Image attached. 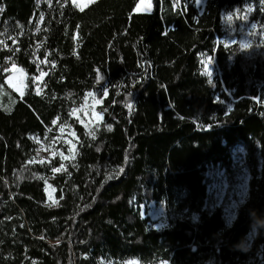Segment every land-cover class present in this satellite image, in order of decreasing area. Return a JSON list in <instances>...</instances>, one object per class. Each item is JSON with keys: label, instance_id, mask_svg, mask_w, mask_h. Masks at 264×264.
I'll use <instances>...</instances> for the list:
<instances>
[{"label": "trees", "instance_id": "obj_1", "mask_svg": "<svg viewBox=\"0 0 264 264\" xmlns=\"http://www.w3.org/2000/svg\"><path fill=\"white\" fill-rule=\"evenodd\" d=\"M197 1L153 0L146 14L140 0H0V264H264V45L219 41L223 15L249 2L263 25L264 0ZM13 61L23 96L5 82ZM89 93L104 114L90 131L73 114ZM64 125L78 138L65 170L31 163V137ZM215 169L231 187L249 176L231 224L208 207ZM153 202L165 228L142 212Z\"/></svg>", "mask_w": 264, "mask_h": 264}, {"label": "rangeland", "instance_id": "obj_2", "mask_svg": "<svg viewBox=\"0 0 264 264\" xmlns=\"http://www.w3.org/2000/svg\"><path fill=\"white\" fill-rule=\"evenodd\" d=\"M44 0H39V4ZM50 1V0H45ZM95 0H72V3L80 9H84L90 3ZM176 1V6L178 0ZM206 4V0L197 1V6L203 10ZM251 8L252 11L248 12L247 9ZM154 10L153 0H140L135 13H152ZM255 10V6L249 2L242 9L234 13H225L223 15V37L219 39L226 47L238 46L241 53L250 54L257 47L264 45V24L259 25L258 20L252 19V14ZM233 16L231 22L227 21L228 15ZM247 17V19H244ZM0 40V44H1ZM241 45H248L244 48ZM211 60V63L208 61ZM203 72L212 82L219 73L214 56H205L202 58ZM17 71L14 73L12 69ZM22 70V71H19ZM7 78L5 80L6 85L13 91L17 92L20 96H23L28 90V75L26 71L13 63H10L7 70ZM206 72H210L211 76ZM44 73L34 78L33 86L37 94L42 93L44 87ZM12 83H9V80ZM19 89V90H17ZM99 101V103H96ZM101 102L95 95H89L84 105L78 110L73 112L74 117L89 131L100 125L103 122V112L100 110ZM99 117V118H98ZM63 129V131H61ZM33 142L37 145L36 151L33 155L31 163L38 164H52L56 159H59L63 165L59 167L60 172L65 170V164L72 161L77 151V136L75 131L68 125L59 127L57 130L48 129L47 134L41 138L38 136L31 137ZM243 150L238 149L235 153V159L239 166L242 165ZM56 169V168H55ZM54 169V173L56 172ZM238 183L231 187V184L225 175V172L220 169H215L211 172L209 183L210 201L208 207L210 208H222L225 214V218L228 224H231L235 217L238 208L244 203L247 198L249 176L245 170H241L238 177ZM46 193L50 203L56 202L55 189L47 181ZM143 214L150 218L151 224L156 229L165 228L168 225L167 210L164 202L151 203L148 209L142 210ZM254 235V233H253ZM112 264V263H107ZM124 264H140L137 260H129ZM166 264V263H163Z\"/></svg>", "mask_w": 264, "mask_h": 264}, {"label": "snow or ice", "instance_id": "obj_3", "mask_svg": "<svg viewBox=\"0 0 264 264\" xmlns=\"http://www.w3.org/2000/svg\"><path fill=\"white\" fill-rule=\"evenodd\" d=\"M2 10H3V9H0V11H2ZM247 11H248V12H251L252 9H251V8H248ZM226 19H227V21L231 22V21L233 20V16L230 14V15H228V16L226 17ZM244 19H247V17H244ZM241 47L246 48V47H248V45H241ZM14 63H15V62L13 61V64H14ZM208 63H211V60H209ZM12 71L15 73L17 70H16L15 68H13ZM19 71H22V70H19ZM206 74L209 75V76H211V73H210V72H206ZM9 83H10V84L12 83V80H11V79L9 80ZM209 83H212V81L209 80ZM17 90H19V89H17ZM89 95L91 96L92 93H89ZM96 103H99V101H96ZM127 107L131 108L132 105H131V104H128ZM98 118H99V117H98ZM108 130L111 131V128L109 127ZM61 131H63V129H61ZM92 135L94 136L95 133H92ZM55 171H56V172H60L61 169H60V168H56ZM41 179H43V177H41ZM50 206H51V205H50Z\"/></svg>", "mask_w": 264, "mask_h": 264}]
</instances>
